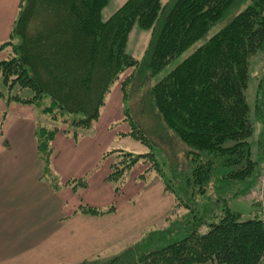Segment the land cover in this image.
I'll use <instances>...</instances> for the list:
<instances>
[{"label":"trees","instance_id":"trees-1","mask_svg":"<svg viewBox=\"0 0 264 264\" xmlns=\"http://www.w3.org/2000/svg\"><path fill=\"white\" fill-rule=\"evenodd\" d=\"M109 1L21 0L9 37L0 44V50L12 46L0 60L7 91L0 88V98L7 107L14 102L34 108L42 177L56 191L87 187L85 176L60 182L50 164L52 142L60 132L75 141L90 133L118 83L128 125L119 136L150 151L103 153L102 159L113 155L104 180L119 195L126 174L143 164L137 180L145 186L159 180L172 204L165 227L143 233L105 264H264V201L247 197L264 157V130L256 139L259 154L251 147V113L264 97V0H126L104 17ZM245 3L148 88L146 113L154 112L185 147V168L166 151H159L162 165L153 149L158 145L139 125L136 110L131 112L133 103L126 105L128 87L136 80L148 83ZM134 27L150 31L140 60L127 50ZM252 81L253 104L248 100ZM239 197L251 203L245 215L230 206ZM114 211V203L75 209L89 215Z\"/></svg>","mask_w":264,"mask_h":264},{"label":"crops","instance_id":"crops-1","mask_svg":"<svg viewBox=\"0 0 264 264\" xmlns=\"http://www.w3.org/2000/svg\"><path fill=\"white\" fill-rule=\"evenodd\" d=\"M125 1L110 0L106 9L112 13ZM20 3L21 0H0V44L9 37ZM6 56L7 48L0 50V60ZM122 119V93L117 83L90 134L75 142L61 132L56 134L52 142L57 149L53 169L60 182L89 174L87 187L80 192H73L69 187L56 191L42 177L33 107L14 102L7 107L0 98V264L95 261L100 252L120 241L127 242L169 210L171 197L165 193L163 184L158 181L145 186L134 181L139 173L135 172L131 178L135 167L130 172L134 182L131 185L126 182L119 195H115L112 186L104 180L111 160L104 159L103 165L96 163L103 153L116 146L119 134L128 130ZM66 144L62 156L61 148ZM65 158L77 164H59ZM87 193L91 202L85 204L104 207L114 203L115 211L104 215L75 212L83 204L78 201L79 197ZM142 198H154L158 202L154 212L151 207L137 205ZM118 201L123 204L121 208Z\"/></svg>","mask_w":264,"mask_h":264},{"label":"rangeland","instance_id":"rangeland-1","mask_svg":"<svg viewBox=\"0 0 264 264\" xmlns=\"http://www.w3.org/2000/svg\"><path fill=\"white\" fill-rule=\"evenodd\" d=\"M162 1H163V3H165L168 0H162ZM113 2H115V1H113ZM245 5H246V3L239 5L238 7L234 8L231 11V15L228 18H226L225 20L220 21V22L216 23L215 25H213L210 28V30L208 31V33L203 38L197 40L191 46H189L185 51H183L180 55L173 58L165 67H163V69L161 71H159L157 74H155V76L151 77L150 81H148V83H141L140 84V82L136 80V82L133 81L131 87L128 85L130 88L127 86L128 89H127V97L126 98L128 100L127 101L128 103L126 105L128 106L130 101L133 103V105H132L133 107H132L131 112L134 113V111L136 110L134 115H136L139 125L146 132V134L150 138V140H152L155 144L158 145V147H154L153 149H154V152L157 153L158 160L161 164L164 163V161H165L164 156L161 153H164L166 151L169 153L170 159L173 158L171 161H174L175 163L177 162L181 166V168L182 167L185 168L187 166L186 158L184 157L185 147H184V144L179 142L177 137L165 127V125L159 120V118L155 114H153L154 112L152 113V115L146 113L145 108L148 104V103H146V99H147L146 95H147L148 88L153 83H155V81H157L162 76H164L166 73H168L180 61H182L186 56H188L194 49H196L199 45H201L210 35L215 33L222 25H224L226 23V21L231 16H234L236 13H238L240 10H242L245 7ZM110 13H111L110 10H107L105 8L104 12H103V16L107 17ZM149 37H150V31L141 30L137 27H134L132 29V31L129 35V39H128V44H127L128 52L131 53L132 55L136 56L140 60L142 58L144 50L147 47ZM11 51H12V46L11 45L7 46V54L8 53L10 54ZM254 87H255V82L252 81L251 86H250V94H251L250 97L253 96ZM0 88H1V90L5 91V93L7 94L6 87H4L2 85L1 78H0ZM248 100L250 102H252V104H253V101H251L252 97L249 98V96H248ZM262 102H263V105L261 106V104H260V108L251 113L253 126H254V130H255V137L251 138V147H252L253 152L258 153V154H259L260 148H258V146L256 145L257 144L256 139H257V135L260 133V131L264 130V97H262V99H261V103ZM18 104H20V103H18ZM22 105H26V104H22ZM45 118H47V117H45ZM116 126L119 127L120 126L119 123H117ZM113 128H114V126H113ZM87 134H90V133H87ZM83 136H86V134L82 135L81 137H83ZM120 138L121 137H119L117 139V142L115 143L116 146L114 148L117 147L116 149L122 148V149H125L126 151H130L134 154L144 153V152L150 151V149L148 147L140 144L139 142L135 141L134 139L130 138L129 136H125L121 139ZM70 139H72V138L70 137ZM73 141L75 142V140H73ZM76 141H78V140H76ZM166 142H170V144L167 145ZM67 146H68V144H66V146L62 145V148H61L62 149L61 150L62 156L64 155V148L65 147L67 148ZM56 150L57 149H54V151L50 157V164L52 165V168H53V161H54V158L56 157V153H57ZM159 151L161 153H159ZM112 156L113 155H110L108 158L110 160H112L111 159ZM104 162H105L104 159H100V161H98L96 164H102L103 165ZM59 164H77V163L74 162L73 160L71 162H68V158H65ZM162 165H165V164H162ZM134 167H135V169H134L135 171H132V173H131L132 179H133V175L138 173V172L141 173L144 170L145 166L143 164L138 163ZM162 167H163L164 172L167 173L168 165L166 164V166H162ZM131 170H130V172H131ZM130 172L127 173L125 176L124 185L126 182H127V185H131V183H133L134 181H139V180H137V175L139 173L134 177V179H133L134 181H133L130 179ZM88 175L89 174H86L85 177L88 178ZM155 178H156V176H155ZM158 181L159 180H155V182H158ZM140 184H141V181H140ZM85 188H79L77 190V192H80L81 190H83ZM83 193H85V192H83ZM88 195H89V193L82 194L79 197L78 201H83L82 202L83 204L87 203V202H91L88 199ZM153 199L152 200H146V198H142L141 200H139L136 203L139 206L145 205L146 208L151 207L153 209V212H154V208L156 207L158 202H156V200L155 199L153 200ZM119 201H118V205H119V208H121L123 204H121L122 202L119 203ZM230 206H231V208L241 212L243 215H245L246 213H248L251 210V203L248 200H246L244 197H239L238 199L231 200ZM170 208H171V206H170ZM170 208H169V210H170ZM127 210H128V208H127ZM169 210L163 216L158 218L156 221H153L152 224L145 225V227H143L139 232H137V233L133 234L131 237H129L127 239V242L126 241H123V242L120 241L119 244L113 245L112 248H107L103 252H100V254L96 257L97 259L95 261L90 262L89 264H105L111 258L120 256L122 253H124L125 250L128 248V246H130L129 244H131L132 241L137 240L143 233H146L150 229H154V228L157 229V228L165 227L168 224V220H167L166 216L169 215ZM121 211L124 212L125 207ZM128 255L129 254L123 256L124 257L123 263L126 262V260L128 259ZM87 263L88 262H86L85 264H87ZM205 264H210V263H205Z\"/></svg>","mask_w":264,"mask_h":264},{"label":"built area","instance_id":"built-area-1","mask_svg":"<svg viewBox=\"0 0 264 264\" xmlns=\"http://www.w3.org/2000/svg\"><path fill=\"white\" fill-rule=\"evenodd\" d=\"M247 197L254 201H264V157L262 160L261 172L256 181V186Z\"/></svg>","mask_w":264,"mask_h":264}]
</instances>
